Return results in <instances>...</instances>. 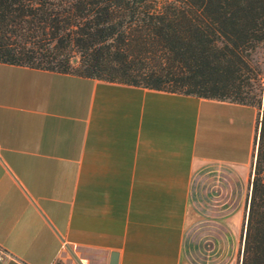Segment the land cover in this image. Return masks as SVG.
Wrapping results in <instances>:
<instances>
[{"label": "crops", "instance_id": "obj_1", "mask_svg": "<svg viewBox=\"0 0 264 264\" xmlns=\"http://www.w3.org/2000/svg\"><path fill=\"white\" fill-rule=\"evenodd\" d=\"M256 111L0 62V264H239Z\"/></svg>", "mask_w": 264, "mask_h": 264}, {"label": "trees", "instance_id": "obj_2", "mask_svg": "<svg viewBox=\"0 0 264 264\" xmlns=\"http://www.w3.org/2000/svg\"><path fill=\"white\" fill-rule=\"evenodd\" d=\"M258 49L264 0H0L1 63L257 109L239 264H264Z\"/></svg>", "mask_w": 264, "mask_h": 264}, {"label": "rangeland", "instance_id": "obj_3", "mask_svg": "<svg viewBox=\"0 0 264 264\" xmlns=\"http://www.w3.org/2000/svg\"><path fill=\"white\" fill-rule=\"evenodd\" d=\"M255 60L259 63L263 73H264V49H258L256 53L254 54ZM75 59H72V62H74Z\"/></svg>", "mask_w": 264, "mask_h": 264}, {"label": "water", "instance_id": "obj_4", "mask_svg": "<svg viewBox=\"0 0 264 264\" xmlns=\"http://www.w3.org/2000/svg\"><path fill=\"white\" fill-rule=\"evenodd\" d=\"M109 264H116V253L112 252L110 254Z\"/></svg>", "mask_w": 264, "mask_h": 264}]
</instances>
